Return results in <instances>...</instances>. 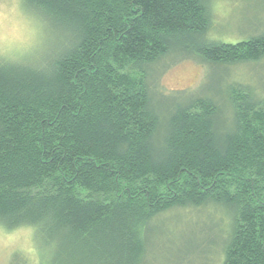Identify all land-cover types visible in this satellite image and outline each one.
Masks as SVG:
<instances>
[{"label": "trees", "instance_id": "obj_1", "mask_svg": "<svg viewBox=\"0 0 264 264\" xmlns=\"http://www.w3.org/2000/svg\"><path fill=\"white\" fill-rule=\"evenodd\" d=\"M213 0H22L56 38L0 57V226L32 228L47 264H149L159 219L214 205L223 264H264V102L241 86L163 118L148 67L178 50L212 67L264 60V34L209 43ZM42 264V263H41Z\"/></svg>", "mask_w": 264, "mask_h": 264}, {"label": "rangeland", "instance_id": "obj_2", "mask_svg": "<svg viewBox=\"0 0 264 264\" xmlns=\"http://www.w3.org/2000/svg\"><path fill=\"white\" fill-rule=\"evenodd\" d=\"M206 40L237 44L264 34V0H213ZM56 38L23 7L22 0H0V57L37 61ZM155 111L164 118L176 105L211 97L232 118L230 90L241 86L264 102V60L212 67L173 50L148 67L147 80ZM229 218L214 205L164 215L155 226L149 264H223ZM49 251L32 228L6 231L0 226V264H47Z\"/></svg>", "mask_w": 264, "mask_h": 264}]
</instances>
